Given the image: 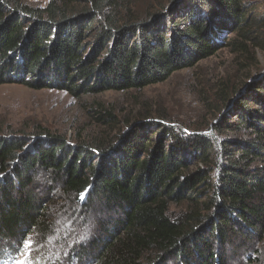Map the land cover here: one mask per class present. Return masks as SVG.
Listing matches in <instances>:
<instances>
[{
    "label": "trees",
    "instance_id": "trees-1",
    "mask_svg": "<svg viewBox=\"0 0 264 264\" xmlns=\"http://www.w3.org/2000/svg\"><path fill=\"white\" fill-rule=\"evenodd\" d=\"M139 1L50 0L33 8L0 0V84L20 73L36 87L33 78L46 73L44 87L57 83L79 96L160 85L224 49L247 78L264 63V7ZM229 78L209 102L218 113L206 128L186 130L159 112L125 119L129 128L120 133L118 118L99 105L96 122L110 127L101 138L71 145L46 134L28 149V138L0 137V255H18L31 235L43 243L85 205L88 214L101 207L115 217L99 221L89 247L61 239L60 249L81 264L88 257L94 264H233L229 246L259 256L244 264H264V70L246 86ZM41 173L53 184L43 192Z\"/></svg>",
    "mask_w": 264,
    "mask_h": 264
},
{
    "label": "rangeland",
    "instance_id": "rangeland-1",
    "mask_svg": "<svg viewBox=\"0 0 264 264\" xmlns=\"http://www.w3.org/2000/svg\"><path fill=\"white\" fill-rule=\"evenodd\" d=\"M20 1L33 8H44L50 0ZM248 1L255 4V8L260 11L264 7V0ZM144 3L145 0H140V7ZM262 70L264 63L247 78L248 70H242L236 64L235 56L224 49L216 56L201 62L197 67L176 73L160 85L150 86L141 91L104 92L79 96L61 90L57 83L50 88L44 87L46 73L40 74V80L38 76L33 78L36 87L23 84L26 75L21 76L19 73L12 76L14 82L0 84V137L28 138L30 139L28 149L42 143V139L45 138L42 135L46 134L66 137L71 145L79 139L90 141V138H101L108 135L110 127L98 126L95 110L99 105L110 110L118 118L117 129H121L120 133H125L129 128L124 124L125 119L131 121L146 113L155 115L159 112L167 115L170 123L186 130L206 128L208 124L214 123L218 113L216 108L211 109L209 106L214 102V92L218 90V83L230 77L232 85L244 81L246 86L247 83L261 78ZM214 105L218 106V104ZM38 176L40 191L43 192V189L47 190L48 187L53 186L44 174ZM58 190L57 188L55 192ZM85 208V205L78 207L76 215L62 218L60 221L63 225L58 221V231H54L43 243L35 237L36 235H31L29 239L33 241L34 259L40 254L44 259L41 264L66 262L81 264L76 257L71 256L73 251H68L67 247L60 249L61 239L68 242L67 246L74 241L71 246L74 245L77 249L89 247L99 237L96 232L99 221L104 220L107 224V220L111 222L112 217H115L113 213L104 214L101 207L96 208L93 215L88 214L89 211L86 213ZM5 244L0 241L1 246ZM227 249H229V260L233 264L246 263L248 256L259 257L250 248L229 246ZM218 250L222 252L223 248H217L216 251ZM20 251L18 255L11 254L13 264H16L17 260L26 258ZM260 256L264 259V251ZM91 261L88 257L85 264H94ZM166 264L173 263L170 261Z\"/></svg>",
    "mask_w": 264,
    "mask_h": 264
},
{
    "label": "snow or ice",
    "instance_id": "snow-or-ice-1",
    "mask_svg": "<svg viewBox=\"0 0 264 264\" xmlns=\"http://www.w3.org/2000/svg\"><path fill=\"white\" fill-rule=\"evenodd\" d=\"M84 194L81 193L80 199L83 201ZM22 249H21V255L26 257L25 259H20L16 261V264H40L39 260L34 259L33 256V241L29 238H25L22 242Z\"/></svg>",
    "mask_w": 264,
    "mask_h": 264
},
{
    "label": "water",
    "instance_id": "water-1",
    "mask_svg": "<svg viewBox=\"0 0 264 264\" xmlns=\"http://www.w3.org/2000/svg\"><path fill=\"white\" fill-rule=\"evenodd\" d=\"M179 1H180V0H177V2H179ZM237 97H239V96H237ZM237 97H236V98H237Z\"/></svg>",
    "mask_w": 264,
    "mask_h": 264
}]
</instances>
